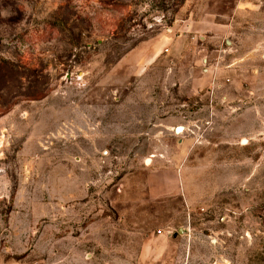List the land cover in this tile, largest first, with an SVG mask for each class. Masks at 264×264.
<instances>
[{"label": "rangeland", "instance_id": "1", "mask_svg": "<svg viewBox=\"0 0 264 264\" xmlns=\"http://www.w3.org/2000/svg\"><path fill=\"white\" fill-rule=\"evenodd\" d=\"M0 264H264V0H0Z\"/></svg>", "mask_w": 264, "mask_h": 264}, {"label": "crops", "instance_id": "2", "mask_svg": "<svg viewBox=\"0 0 264 264\" xmlns=\"http://www.w3.org/2000/svg\"><path fill=\"white\" fill-rule=\"evenodd\" d=\"M148 192L151 197L159 198V197L171 195L172 193H174V187L172 186L157 187L156 185H153V184L151 185L150 180H149Z\"/></svg>", "mask_w": 264, "mask_h": 264}, {"label": "water", "instance_id": "3", "mask_svg": "<svg viewBox=\"0 0 264 264\" xmlns=\"http://www.w3.org/2000/svg\"><path fill=\"white\" fill-rule=\"evenodd\" d=\"M181 130H183V126H177L175 127V133H179ZM246 140H243V142H245Z\"/></svg>", "mask_w": 264, "mask_h": 264}]
</instances>
